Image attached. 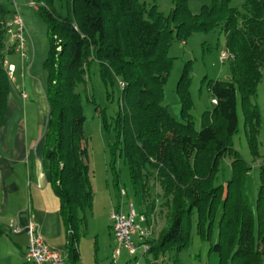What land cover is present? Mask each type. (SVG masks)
<instances>
[{"label":"trees","instance_id":"obj_1","mask_svg":"<svg viewBox=\"0 0 264 264\" xmlns=\"http://www.w3.org/2000/svg\"><path fill=\"white\" fill-rule=\"evenodd\" d=\"M173 1L167 16L156 6L148 8L143 0H69L66 15L58 14L52 5L37 8L50 38L44 62L50 118L42 164L59 198L67 264L80 260L78 244L86 233L94 200L86 160L84 104L78 89L87 81L94 61L99 63L103 81L119 78L123 84L124 107L113 121L112 167L116 169L118 157L128 167L139 212H154L156 199L148 200L155 185L160 187L156 196L168 210V223L148 240V252L179 253L189 246L194 224L203 239L209 238L218 214L219 235L211 246L219 255L218 264H264V164L254 203L244 183L250 167L232 143L239 127L240 93L247 140L252 154L258 155L260 118L252 97L264 75V0H245L241 9L231 6L230 0H211L199 13L191 11L189 0ZM16 14L0 0V127L11 90L4 61L16 47L9 33ZM217 28L233 54L232 75L211 80L212 99L217 102L203 114L197 129L189 112L188 68L177 87L181 118L163 103L173 65L168 50L175 38ZM227 155L232 157V176L216 184L220 161ZM114 175L119 186L117 170Z\"/></svg>","mask_w":264,"mask_h":264},{"label":"rangeland","instance_id":"obj_2","mask_svg":"<svg viewBox=\"0 0 264 264\" xmlns=\"http://www.w3.org/2000/svg\"><path fill=\"white\" fill-rule=\"evenodd\" d=\"M143 1L148 8L156 6L166 16L174 8L173 0ZM210 2L211 0H189L188 6L193 13H199L205 4H210ZM244 2L245 0H230V5L241 9ZM3 3L12 12L18 11L25 26L26 56L22 57L14 50L15 52L11 53L15 54L10 56L9 60L21 63L23 59L27 72L38 76L39 80L42 78V82L46 84L47 71L44 62L49 52L50 38L47 23L38 14L37 8L40 5L48 7L52 5L58 14L66 15L69 10V0H3ZM226 42L225 34L217 28L206 32H194L186 39L175 38L169 47L168 53L173 58V65L164 85L163 103L174 117L181 118L182 100L177 87L185 68H188V89L191 99L189 112L192 114L197 129H201L203 114L206 111H212L215 107L210 91L211 80L227 79L232 75L230 60L220 59L222 52L228 50ZM12 80L14 81V72ZM78 89L82 94L84 104V133L88 149L86 160L90 166L92 188L95 192L93 207L87 214L86 233L82 234L79 242L81 256L79 264H106L111 260L115 248L114 234L109 220L111 211L122 207V211L127 212L131 202L134 203L138 212L140 210L132 188L130 172L123 159L118 157L114 162L116 169L112 167L111 146L116 141L113 121L124 107L121 95L122 86L119 78L108 82L103 81L99 73V63L94 61L89 67L87 81ZM252 102L257 106L260 118L258 155L252 154L247 140L240 93H238L239 127L232 136V143L250 167L244 176V183L250 199L255 203L260 185V166L264 164V75L257 85ZM45 109L47 113L48 107L45 106ZM34 117L30 114L28 122H33ZM42 118L37 122L43 124L45 120ZM231 161L230 155L220 161L219 170L216 173V184H224L231 178ZM116 170L119 174V186H116L114 182V171ZM122 188L126 191L125 196L121 195ZM159 191L160 187L155 185V190L148 200L151 202L153 198L156 199L154 212L147 214L152 218L153 238H156L168 223V210L165 205L161 204L160 196H156ZM218 222L217 214L209 238L203 239L194 224L191 242L187 248L179 253L176 250L160 253L148 252L142 257L140 264H175L177 262L179 264H218V253L211 251V246L217 242L219 235ZM138 253L141 255L142 251ZM128 262H130V256L127 250L123 249L117 264ZM23 264L31 263L24 261Z\"/></svg>","mask_w":264,"mask_h":264},{"label":"crops","instance_id":"obj_3","mask_svg":"<svg viewBox=\"0 0 264 264\" xmlns=\"http://www.w3.org/2000/svg\"><path fill=\"white\" fill-rule=\"evenodd\" d=\"M14 54L6 58L7 64L14 66V81H11L6 117L0 127V225L6 231L0 234V264L27 262L24 258L28 246L25 226L31 219L39 223L45 241L67 257L59 198L42 164L50 118L45 94L47 79L44 84L42 78L30 75L23 59L21 63L9 60ZM17 87L25 90L28 97L24 98ZM30 114L35 116L31 123L28 122ZM41 117L45 120L43 124L37 122ZM16 118L19 120L15 121ZM11 221L22 231L11 233L8 228Z\"/></svg>","mask_w":264,"mask_h":264},{"label":"built area","instance_id":"obj_4","mask_svg":"<svg viewBox=\"0 0 264 264\" xmlns=\"http://www.w3.org/2000/svg\"><path fill=\"white\" fill-rule=\"evenodd\" d=\"M10 40L16 43L15 51L22 57L26 56V36L25 26L22 17L17 13L9 29ZM233 54L228 50L222 52L220 59L222 61L230 60ZM9 78L11 81L14 72V66L7 64V59L4 61ZM121 85H123L121 83ZM21 90L20 87H17ZM21 95L24 98L28 97L25 90H21ZM217 100L213 99V103ZM121 195L125 196V189H121ZM111 228L115 238V248L113 249L112 257L106 264H117L121 258L123 249H126L129 256V264H140L142 257L148 253L150 243L148 240L153 235L152 218L146 213H141L136 210L133 202L128 206V211L114 210L110 214ZM11 233H19L22 228L11 221L8 225ZM25 231L28 235V246L24 254L27 262L34 264H66L67 257L57 249L52 248L44 239L39 223L35 219H31L25 226ZM139 251L142 254L139 255Z\"/></svg>","mask_w":264,"mask_h":264}]
</instances>
